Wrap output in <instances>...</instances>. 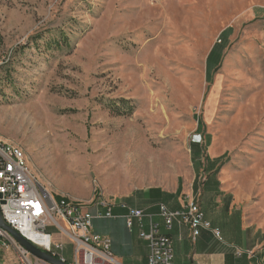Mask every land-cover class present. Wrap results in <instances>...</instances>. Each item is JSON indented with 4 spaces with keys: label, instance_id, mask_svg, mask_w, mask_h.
Here are the masks:
<instances>
[{
    "label": "rangeland",
    "instance_id": "obj_1",
    "mask_svg": "<svg viewBox=\"0 0 264 264\" xmlns=\"http://www.w3.org/2000/svg\"><path fill=\"white\" fill-rule=\"evenodd\" d=\"M0 141L53 200L228 195L264 250V0H0Z\"/></svg>",
    "mask_w": 264,
    "mask_h": 264
},
{
    "label": "built area",
    "instance_id": "obj_2",
    "mask_svg": "<svg viewBox=\"0 0 264 264\" xmlns=\"http://www.w3.org/2000/svg\"><path fill=\"white\" fill-rule=\"evenodd\" d=\"M116 207L103 200L98 203L93 200L83 207L61 205L58 200L48 201L33 182V177L23 172L15 153L0 147L1 217L6 225L48 255L69 264L65 257V244L49 232L50 228H57L62 238L69 240L73 246L74 261L71 264H118L111 252V240L93 232L94 220L119 217L114 212ZM118 208L125 211L121 217L125 219L127 228L132 231L137 225L140 238L148 243V264H174L172 239L169 234L162 233L160 224L154 221L155 215L132 208L126 203L119 204ZM158 215L164 221L167 231H171L177 223L190 227L193 239L206 230L218 242H224L221 231L212 227L194 199L187 201L179 211L161 205ZM146 219L149 221L148 229ZM0 232L7 233L14 241L27 264H49L21 246L7 230L0 227ZM237 255L241 256L242 252L238 251Z\"/></svg>",
    "mask_w": 264,
    "mask_h": 264
},
{
    "label": "crops",
    "instance_id": "obj_3",
    "mask_svg": "<svg viewBox=\"0 0 264 264\" xmlns=\"http://www.w3.org/2000/svg\"><path fill=\"white\" fill-rule=\"evenodd\" d=\"M196 182L197 177L193 185H196ZM216 186L218 187V182L212 188L217 190ZM157 190L160 192L158 193ZM183 195L181 187H178L175 192L153 188L137 193L129 202L125 200L110 201L109 203L117 205L114 212L119 217L94 220L93 232L111 240V252L118 264H148L150 257L148 243L140 238L137 225L130 231L125 219L121 217L125 211L119 209L118 205L126 203L132 208L155 215L154 221L160 224L162 233L169 234L172 239L174 264H264V250L258 251V243L255 238L254 242H252V238H247L248 232L240 226V215L233 213L237 211L235 206L229 207V218L222 215L224 204L225 206L229 205L228 195H223L219 200L202 199L200 203L198 202L212 227L221 231L224 242H218L213 234L206 230L201 231L200 235L193 239L190 227L177 223L171 231H167L164 221L158 215L159 206L165 205L170 210L179 211L185 207ZM225 219L231 222L232 228L221 225L222 221H226ZM233 223L238 228H233ZM145 225L148 229L149 221L147 219ZM234 231L237 232L236 238L229 242L227 235ZM238 251L242 252L241 256L237 255Z\"/></svg>",
    "mask_w": 264,
    "mask_h": 264
},
{
    "label": "bare ground",
    "instance_id": "obj_4",
    "mask_svg": "<svg viewBox=\"0 0 264 264\" xmlns=\"http://www.w3.org/2000/svg\"><path fill=\"white\" fill-rule=\"evenodd\" d=\"M0 147L5 148V149H9V150H11V152H14L15 156H17V158H18L19 165L22 166L23 172L26 173L27 176L31 177L29 172H28V170H27V167H26L24 155H23V153H22V151L20 149L14 147V146H11L9 144L2 143L1 141H0ZM33 182L38 185V183L35 180H33ZM38 189L41 190L42 195H44V197L47 198L48 201H57V200H53L39 186H38ZM58 204L67 205V206L83 207L81 205H75V204L69 203V202H67L65 200H60V201L58 200ZM0 239H2L3 241L6 242V244L3 245V247L5 249H8L9 247H14L16 249L15 246L11 245V244H15V243H14V241L11 240L10 237H8L7 233L0 232ZM16 251H17V249H16ZM17 254L19 256V260H20L21 264H27L26 262H24L23 257L19 254V251H17ZM0 264H4V263L2 261H0Z\"/></svg>",
    "mask_w": 264,
    "mask_h": 264
},
{
    "label": "water",
    "instance_id": "obj_5",
    "mask_svg": "<svg viewBox=\"0 0 264 264\" xmlns=\"http://www.w3.org/2000/svg\"><path fill=\"white\" fill-rule=\"evenodd\" d=\"M0 227L7 230L21 246H23L26 250H28L30 253H32L37 258L49 264H66L48 255L46 252L42 251L41 249L37 248L32 243H30L28 240H26L24 237H22L18 232L14 231L12 228L6 225L1 217V213H0Z\"/></svg>",
    "mask_w": 264,
    "mask_h": 264
},
{
    "label": "trees",
    "instance_id": "obj_6",
    "mask_svg": "<svg viewBox=\"0 0 264 264\" xmlns=\"http://www.w3.org/2000/svg\"><path fill=\"white\" fill-rule=\"evenodd\" d=\"M66 43V42H65ZM64 43V44H65ZM59 42L58 43H54L53 45L55 46V47H58L59 46ZM67 44V43H66ZM7 74H9V72L7 73ZM8 77H10V76H8ZM121 105H122V107H121V110L122 111H118V113L117 114H119V115H123V114H127V115H132L133 113H134V111H135V107H134V105H132L131 104V102L130 101H122L121 102ZM119 110V109H118ZM123 112V113H122ZM194 188L196 189L197 187H196V185H194ZM158 191V193L160 192V190H157ZM129 200L130 199H128L127 200V202H129ZM60 201V200H59Z\"/></svg>",
    "mask_w": 264,
    "mask_h": 264
}]
</instances>
